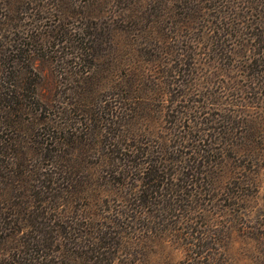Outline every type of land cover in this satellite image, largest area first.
Segmentation results:
<instances>
[{"label":"trees","instance_id":"1","mask_svg":"<svg viewBox=\"0 0 264 264\" xmlns=\"http://www.w3.org/2000/svg\"><path fill=\"white\" fill-rule=\"evenodd\" d=\"M73 1L44 5L67 7ZM156 1L181 5L189 14L183 29L211 39L209 54L199 51L197 41L193 56L228 62L227 70L234 57L244 58L236 67L247 72L237 101L221 102V90L213 87L199 97L193 85L167 88L155 78L147 85L134 73L114 79L108 98L82 100L77 87L59 86L58 99L46 104L31 57L0 54V264H139L135 258L121 263L114 255L130 248V234L136 239L131 250L147 249L162 237L170 242L169 231L193 238L194 220L209 227V219L231 212L244 188L259 185L253 170L264 137L249 128L243 132L246 122L236 118L248 103L264 104V0L251 7L257 18L250 22L244 20L248 12L240 14L241 0L232 8L226 0ZM242 4L250 8L248 0ZM4 19L0 15V29ZM199 19L207 20L194 26ZM73 46L81 58L91 48ZM85 69L79 83L92 77L95 84ZM215 106L222 116L212 112ZM86 139L94 152L73 151ZM230 154L246 162L241 177L233 179L235 190L216 199L222 189L215 187L221 180L216 171ZM217 201L227 204L217 207ZM192 245L181 251L190 252Z\"/></svg>","mask_w":264,"mask_h":264},{"label":"rangeland","instance_id":"2","mask_svg":"<svg viewBox=\"0 0 264 264\" xmlns=\"http://www.w3.org/2000/svg\"><path fill=\"white\" fill-rule=\"evenodd\" d=\"M226 1L230 8L233 3L238 5L236 0ZM248 1V10L243 8L242 2L238 7L241 8V16L248 12L244 20L250 22L257 18V12L251 7L259 5L257 0ZM73 2L71 6L59 7L62 4L44 5V0H0V15L5 16L0 29V43L3 44L0 54L12 56L16 52V55L31 57L46 104L58 99L59 86L66 89L77 87L83 94L82 100L84 96L93 102L104 96L108 98L114 79L125 81L134 73L147 80V85L152 78L161 80L160 85L167 88L193 85L197 87L199 97L213 87L217 92L221 90V102L228 99L237 101V89L243 84V74L247 72L236 67L244 65V58L234 57L231 61L233 68L227 70L228 62L223 65L224 62L218 60L210 64L207 54L199 58L193 56L197 41L199 51L209 54L211 39L208 35L199 38L195 28L187 26L183 29L181 21L189 14L184 13L181 5L175 3L173 6V1L156 0ZM206 20H195L193 25H202ZM78 43L91 47L84 53V58L73 46ZM85 67L98 80L95 84L92 77L85 84L79 83L78 76ZM247 105L236 121L246 122L243 132L249 128L254 136L264 137V104ZM213 109L215 114L223 115L217 106ZM154 118L163 122L160 116ZM249 121L256 122L255 128ZM236 133H239L238 129ZM74 147L73 151L82 153L96 149L88 139L82 144L75 143ZM257 158L259 166L253 173L260 183L256 188H244L240 192L242 199L231 207V212H224L222 218L209 219L207 228L204 220H194L193 238L188 234L175 236L176 232L169 231L168 235H172L170 242L166 243L162 237L147 249L131 250L136 247V239L130 234V248L124 252L116 251V261L126 263L135 258L134 262L139 264H192L196 261L197 264H264V147L259 150ZM245 162L243 155L226 157L221 172L216 171L221 180L216 181L215 187L222 188L216 192V199L224 191L235 190L233 179L241 177L239 169ZM223 203L217 201V207ZM205 209L212 210L210 205ZM204 229L205 235L198 233ZM188 242L194 244L188 246L190 252H182Z\"/></svg>","mask_w":264,"mask_h":264}]
</instances>
